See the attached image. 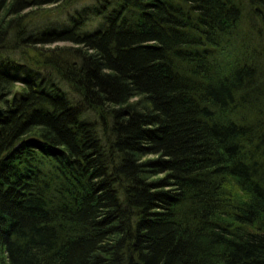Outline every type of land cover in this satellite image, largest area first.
<instances>
[{
  "label": "trees",
  "instance_id": "16d2710c",
  "mask_svg": "<svg viewBox=\"0 0 264 264\" xmlns=\"http://www.w3.org/2000/svg\"><path fill=\"white\" fill-rule=\"evenodd\" d=\"M79 1L0 0V264H264V0Z\"/></svg>",
  "mask_w": 264,
  "mask_h": 264
},
{
  "label": "rangeland",
  "instance_id": "374dc122",
  "mask_svg": "<svg viewBox=\"0 0 264 264\" xmlns=\"http://www.w3.org/2000/svg\"><path fill=\"white\" fill-rule=\"evenodd\" d=\"M99 0H80L79 2H77V6H89V4H92V6L95 3H98ZM77 6H72V10H74L75 7ZM53 7V6H52ZM43 10V9H42ZM47 11L41 12V9H38L36 11H32V15H31V19H29L30 24L32 27H34L35 29H43L45 22L47 21H52L55 22L57 24H62L65 20H67V11H62L59 14L57 13V10L51 8L50 11L49 7H46ZM47 13L48 14V18L44 21H42L44 19V14ZM88 14L92 16L91 11H88ZM65 42H60V45H63Z\"/></svg>",
  "mask_w": 264,
  "mask_h": 264
},
{
  "label": "water",
  "instance_id": "95a60500",
  "mask_svg": "<svg viewBox=\"0 0 264 264\" xmlns=\"http://www.w3.org/2000/svg\"><path fill=\"white\" fill-rule=\"evenodd\" d=\"M4 111L3 108L0 107V117L3 115Z\"/></svg>",
  "mask_w": 264,
  "mask_h": 264
}]
</instances>
